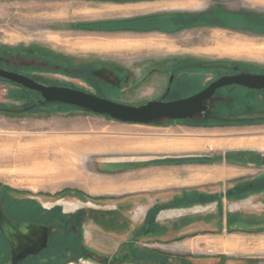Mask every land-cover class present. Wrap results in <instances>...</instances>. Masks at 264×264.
I'll use <instances>...</instances> for the list:
<instances>
[{"label": "rangeland", "instance_id": "obj_1", "mask_svg": "<svg viewBox=\"0 0 264 264\" xmlns=\"http://www.w3.org/2000/svg\"><path fill=\"white\" fill-rule=\"evenodd\" d=\"M221 1L224 0H218ZM226 2L229 6L225 9L231 10L235 5L236 10L251 9L244 0ZM57 6L36 0L0 1V46L30 60L31 70L40 73V78L50 84L70 85L138 105L164 96L172 68H176V80L180 84L187 81V73L183 72L186 69L179 67V60L187 52L198 59L230 60L264 70V19L258 16L237 18L242 25H246L248 18L252 30L236 31L221 26L209 34L211 40H206L208 37L197 33L198 30L186 29L183 24L172 30L166 17H154L169 11L162 7L154 12H146L152 6L136 9L131 4L85 8L86 13L79 16L80 10H62ZM115 18L125 19L123 27L108 29L118 25ZM224 21L226 18L218 17V24ZM104 23L107 30L102 28ZM256 27L262 28V32H254ZM205 40V47H191L204 44ZM78 58L99 62L95 73H87L90 69L77 65ZM110 68L119 74L112 73ZM205 72L201 70L199 81L176 86L165 100L187 97L203 87L210 74ZM23 92L21 87L0 80V106L28 105ZM258 97L254 105L264 108V100L261 95ZM231 132L243 136L244 141L256 142L262 138L259 133L264 132V124H218L214 115L206 119L198 115L189 120L126 123L64 103L36 106L29 113L0 111V194L6 198L13 194L43 209L62 206L68 211L64 212L68 216L63 213L49 216L52 227L59 229L54 232L63 247L57 250V258L48 254L43 264H67L66 261H70L68 264H162L159 260L139 262L132 257V251L156 248L150 244L155 240L152 234L156 228L138 226L140 220H136L132 211L136 205L133 197L121 201L122 196L99 194L97 191L105 189L94 186H102L104 181L113 184L110 180L118 181L125 167L132 170L141 165L150 166L153 160L186 162L207 158L212 151L206 150L209 145L214 146L218 133ZM204 136L209 137L204 148L181 149ZM220 142H224V148L218 147V155L233 146L232 141ZM234 146L256 148L252 142H238ZM65 216L67 221L63 220ZM149 218L150 215L146 217ZM75 240L84 241L85 252L79 244L75 246ZM86 253L90 259L79 258ZM180 258H169L164 264H180ZM195 261L215 264L214 259L208 258Z\"/></svg>", "mask_w": 264, "mask_h": 264}, {"label": "crops", "instance_id": "obj_2", "mask_svg": "<svg viewBox=\"0 0 264 264\" xmlns=\"http://www.w3.org/2000/svg\"><path fill=\"white\" fill-rule=\"evenodd\" d=\"M168 3L131 5L136 9L150 5L152 9L146 12L161 7L182 10L193 5ZM243 3L251 9H264V0ZM259 134L262 138L254 142L244 141L243 136L232 132L218 133L214 146L206 150L212 151L207 158L186 162L151 160L150 166L132 170L125 167L118 181L110 180L113 184L104 181L102 186L94 187L105 189L96 190L99 194L122 196L121 201L133 197L136 205L132 211L140 220L138 226L156 228L152 234L155 240L150 243L156 248H150L161 256L192 257L194 261L208 258L215 264H264V132ZM208 139L204 136L186 142L181 149H202ZM222 140L232 141L233 146L218 155V147L224 148ZM238 142H252L256 148H233ZM148 215L151 218L147 220ZM211 255L214 257H208Z\"/></svg>", "mask_w": 264, "mask_h": 264}, {"label": "flooded vegetation", "instance_id": "obj_3", "mask_svg": "<svg viewBox=\"0 0 264 264\" xmlns=\"http://www.w3.org/2000/svg\"><path fill=\"white\" fill-rule=\"evenodd\" d=\"M3 2H13L17 0H0ZM23 1V0H18ZM39 2H47L55 3L62 8V10H80L77 14L82 16L86 13V9H104L107 6H124L127 4H142V3H154L150 4L151 6H155L158 3H168V4H183V3H193L191 6H187L177 10L167 11L162 14L155 15L154 17H166L165 20L170 21L169 25L172 27V30L175 28H179L180 24L185 25L186 29H192L194 31L198 30L197 33H202L204 36L208 37L206 40H211L209 34H212L213 31L218 30V27L228 26V29L231 30H245L246 28L252 30V26L250 25V20L247 18L244 24H239L237 21L238 17H250V16H258L261 19H264V9L260 10L249 9L247 11L236 10V5L233 9L229 10L225 9L228 5L226 0L218 2V0H36ZM228 1V0H227ZM233 1V0H232ZM238 1V0H234ZM69 4V5H68ZM148 5V6H150ZM142 6V8L148 7ZM219 6L221 9H219ZM226 6V7H225ZM150 8V7H149ZM48 9V8H46ZM106 10H109L106 9ZM233 10V11H232ZM113 11V10H112ZM248 14H252L249 15ZM119 17V16H117ZM218 17L226 18V21L222 22V24H218ZM231 17V18H230ZM233 18V19H232ZM87 21L86 19H84ZM179 21V22H174ZM115 22L118 25H115L113 29H121L123 26L122 23L125 22V19L115 18ZM177 23V24H176ZM136 24V23H135ZM102 24V28L107 30V28ZM122 26V27H121ZM125 26V25H124ZM157 27L164 28L163 26L157 24ZM83 29H90L88 26H82ZM227 28V27H225ZM254 32H262V28H255ZM199 44H193L191 47L203 48L205 47V42ZM189 48L190 45L188 46ZM209 47H213L212 43ZM208 48V47H207ZM191 50V49H189ZM191 52H187V56L181 58V64L179 67H183L186 70L183 72L187 73V81L183 80V84H180L176 80L175 69L172 68L173 71L170 74L169 85L167 89L164 91V95L169 94L174 91L176 86H185V84L190 81H199L198 77L201 76V70H206V74H209L208 81L204 83L203 87H199L192 92L193 95L204 88H206L209 84L219 79L222 76L235 75L241 73H260L264 74V70L254 69L246 64H240L238 62L230 61V60H220L215 58H205L198 59L195 58ZM63 59H67L68 57H62ZM72 61L70 58H68ZM81 60V61H79ZM160 63H165L164 60H157ZM63 61L58 63V68L63 65ZM99 62L95 60H87L78 58L77 65L81 64V66L87 67L90 69L88 72L92 71L95 73V67ZM167 64V63H166ZM218 64V65H215ZM223 64V65H219ZM31 61L25 59L20 56L19 52L11 51L9 48H3L0 46V70L4 71H12L16 73H21L36 79L37 81H41L47 83L43 79L40 78V73H36L31 69ZM66 70H69L67 66H63ZM178 67V68H179ZM82 68V69H83ZM112 73L119 74L118 70H114L110 68ZM82 70H80V73ZM207 79V77H206ZM0 80L7 81L13 85L21 87L25 90L23 92V98L29 101L28 105L21 107H10V106H0L1 112L6 113H29L32 109L36 108V106H42L37 103V100L42 99L40 92L31 90L19 83H16L10 79L4 78L0 76ZM50 84V83H47ZM54 84V83H53ZM58 85V84H57ZM64 85V84H59ZM187 85V84H186ZM261 95L264 100V89H255L250 88L248 86L240 85V84H229L222 86L216 90L213 97L208 100L209 105L211 106V113H208V116L214 115L216 120L218 119V124L226 125H246V124H264V119H255V120H226L222 119V116L229 114H250L254 112H264V108H258L254 105V102L259 101L258 95ZM188 95V96H190ZM257 95V96H256ZM164 96H162L163 98ZM166 97V96H165ZM109 98V97H108ZM112 99V98H111ZM31 102V103H30ZM47 105V104H46ZM250 111H246L249 110ZM202 118H207L201 116ZM210 118V117H209ZM238 127V126H236ZM13 195V194H12ZM11 194L6 198L0 194V264H43L47 261L46 258H49L48 254H51L52 258H57L59 255H56L57 250L63 247L60 243V237L56 235V232L59 231L57 228H53L50 224L49 216H52L55 213L65 214L64 212H68L62 206H51L47 209H43L37 203L27 202L25 199L14 197ZM62 215V214H61ZM67 215V214H65ZM73 215V214H71ZM68 216V215H67ZM72 218L73 216H69ZM4 219H8L11 225H8ZM73 219V218H72ZM64 221H67L66 216L63 218ZM75 228V225L72 226ZM56 231V232H53ZM48 235V240L44 243V235ZM55 235V236H54ZM54 236V237H53ZM84 243V241H82ZM81 241L77 243L75 240L74 244L80 245L82 251L85 250V244L83 245ZM73 244V243H72ZM60 245V246H59ZM60 252V251H58ZM55 253V254H54ZM88 253V252H87ZM86 253V254H87ZM60 255L63 256V252H60ZM177 258V257H176ZM68 259V258H67ZM66 259V260H67ZM174 259V258H173ZM165 260H171L163 256V260L159 261V263H167ZM178 261V260H176ZM180 264H196V261L192 259V257H188L185 259L179 260ZM70 261H66L68 263ZM176 264V262L174 263Z\"/></svg>", "mask_w": 264, "mask_h": 264}, {"label": "water", "instance_id": "obj_4", "mask_svg": "<svg viewBox=\"0 0 264 264\" xmlns=\"http://www.w3.org/2000/svg\"><path fill=\"white\" fill-rule=\"evenodd\" d=\"M0 76L40 92L43 98L37 100V103L41 105L53 102L76 105L96 114L108 115L115 120L138 124H151L162 119L189 120L198 115L207 117L208 113H211V106L208 100L213 97L218 88L225 85L240 84L250 88L264 89V74L241 73L222 76L203 90L187 97L165 100L166 95H164L163 98L134 105L103 97L94 92L70 85L47 84L12 71L0 70ZM221 118L226 120L264 119V112L229 114ZM4 221L11 225L8 219H4ZM44 237V243H46L48 235L46 234Z\"/></svg>", "mask_w": 264, "mask_h": 264}, {"label": "trees", "instance_id": "obj_5", "mask_svg": "<svg viewBox=\"0 0 264 264\" xmlns=\"http://www.w3.org/2000/svg\"><path fill=\"white\" fill-rule=\"evenodd\" d=\"M87 73H89V72H87ZM53 103H56V102H53ZM72 106H76V105H72ZM76 107H79V106H76ZM79 108L84 109L82 107H79ZM84 110H86V109H84ZM85 257H88V254ZM132 257L135 258L139 262L147 261V260L152 261V262H154V260H157V261L158 260L159 261L163 260V256L155 253L152 250L151 251H149V250H144V251L140 250L138 252L132 251Z\"/></svg>", "mask_w": 264, "mask_h": 264}, {"label": "bare ground", "instance_id": "obj_6", "mask_svg": "<svg viewBox=\"0 0 264 264\" xmlns=\"http://www.w3.org/2000/svg\"><path fill=\"white\" fill-rule=\"evenodd\" d=\"M93 113V112H92ZM96 114V113H95ZM105 116H108V115H105ZM108 117H110V116H108ZM110 118H112V117H110ZM113 119V118H112ZM119 121V120H118ZM126 123H131V122H126Z\"/></svg>", "mask_w": 264, "mask_h": 264}]
</instances>
